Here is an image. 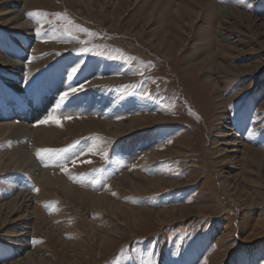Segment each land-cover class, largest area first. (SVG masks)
Here are the masks:
<instances>
[{"label": "rangeland", "instance_id": "rangeland-1", "mask_svg": "<svg viewBox=\"0 0 264 264\" xmlns=\"http://www.w3.org/2000/svg\"><path fill=\"white\" fill-rule=\"evenodd\" d=\"M1 52V110L49 112L34 156L71 186L0 138V264H264V0H0Z\"/></svg>", "mask_w": 264, "mask_h": 264}, {"label": "bare ground", "instance_id": "bare-ground-1", "mask_svg": "<svg viewBox=\"0 0 264 264\" xmlns=\"http://www.w3.org/2000/svg\"><path fill=\"white\" fill-rule=\"evenodd\" d=\"M5 1H9V2L14 3V1H17V0H5ZM8 5H9V3H8ZM9 8H10L9 10L11 11V16L7 19L11 21L13 26H15V27L16 26H24L26 28H28V26H30V27L32 26V22L29 21L24 16V13L22 11H19V9L17 7H15L13 5ZM8 20H6V22ZM26 37H27L26 38V45H25L26 48L24 50L29 49L28 45L30 44L29 42H31V40L33 39L34 33L30 32V33L26 34ZM24 50H23V52H24ZM4 54L5 53H3V52L0 53V62L2 64L14 62L17 65V67H16L17 72L23 71L26 68V66H25L26 64L24 62V59L22 58V52H20L17 55L18 57H16L15 60L8 59L7 56ZM20 99L30 103L28 101V98H26L25 94H23ZM9 103L11 105L15 104L16 100L12 98ZM26 106H30V105L27 104ZM16 108L17 107H13V109L9 108V109H6V111L1 110V108H0V138H5V139L6 138H12V140H13V146L12 147H14V149H15V154H13L11 156L9 163H7L6 165L12 169H20L21 171L27 169L28 171H30L29 173H30L31 178L34 179V182H36V184L38 186L40 185V183H39L40 180H42L46 183H56L58 185L61 184L63 187L69 188L71 186V184H69L68 182H66L63 179V177L59 174L58 170L56 171V170L47 169V168L45 169L44 167H41V165L37 163V158H35V156H34V151H33L34 149H33V145H32L33 142L31 140V139H33L32 135L34 134V135L38 136L41 133V131H43L41 129V126H38L39 124H37V122L39 121L38 119L41 116H42L41 118H43L46 116V113H49V112H47V110L42 109L41 107L31 108V109H29V111H28V109L23 108V107H22L21 111L19 109L17 110ZM18 114H21L23 116L19 120L16 119ZM120 129H118V130H120ZM1 170H2V168H1ZM40 187H41V185H40ZM105 195H106V193H105ZM15 196H16L15 200L13 202H10V204H9L10 205L9 206V208H10L9 213H13L14 211L20 212L23 209L28 210L30 204H32L36 198L32 192H29L25 189H21V191H19L17 193V195H15ZM101 198H105V197L100 194V198L98 197V199H101ZM99 201L101 202V200H99ZM111 201H113V200H111ZM94 203H95V200H94ZM2 206L3 205L0 206V212L2 211ZM4 208H6V207H4ZM32 213L33 214L35 213L34 210H33V212H31L29 214L27 213L26 215H30Z\"/></svg>", "mask_w": 264, "mask_h": 264}, {"label": "snow or ice", "instance_id": "snow-or-ice-1", "mask_svg": "<svg viewBox=\"0 0 264 264\" xmlns=\"http://www.w3.org/2000/svg\"><path fill=\"white\" fill-rule=\"evenodd\" d=\"M35 15H38V13H28V16H29V17H33V16H35ZM77 71H78V69H77L76 67H73V68L71 69V72L69 73L68 78L71 79L72 76H73V74H75ZM81 87H83V86L81 85ZM72 91H76V89H72ZM68 95H69L68 93H64V94L61 96V99L63 100V99H65V98H67ZM49 121H52L53 123H57V124H59V120H57V119L54 118V117H49L48 120H42V121H40V123H47V122H49ZM169 142H170V141H169ZM68 151H69V149H62V150H60V152H64V153H66V152H68ZM45 155H49V156H51V155H57V156H58L59 153H53L52 150H49V149H42V150H38V151L36 152V156H37L38 158L43 159V157H44ZM65 171H67V169H65Z\"/></svg>", "mask_w": 264, "mask_h": 264}]
</instances>
